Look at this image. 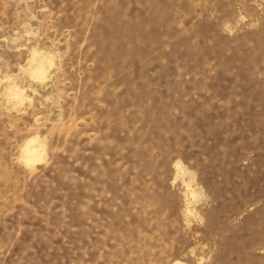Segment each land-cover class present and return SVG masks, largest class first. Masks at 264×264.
Segmentation results:
<instances>
[{
	"label": "rangeland",
	"instance_id": "obj_1",
	"mask_svg": "<svg viewBox=\"0 0 264 264\" xmlns=\"http://www.w3.org/2000/svg\"><path fill=\"white\" fill-rule=\"evenodd\" d=\"M0 264H264V0H0Z\"/></svg>",
	"mask_w": 264,
	"mask_h": 264
},
{
	"label": "bare ground",
	"instance_id": "obj_2",
	"mask_svg": "<svg viewBox=\"0 0 264 264\" xmlns=\"http://www.w3.org/2000/svg\"><path fill=\"white\" fill-rule=\"evenodd\" d=\"M32 61V63H34V74L37 76L44 74L50 65V61L38 52L33 53ZM8 96H10V100L13 99L14 101H22L24 92L19 88L12 87L8 92ZM23 152L29 159H34L39 155L40 149L39 144L36 142V138L31 137L26 141V143H24Z\"/></svg>",
	"mask_w": 264,
	"mask_h": 264
}]
</instances>
